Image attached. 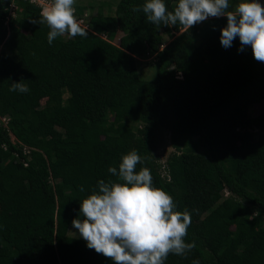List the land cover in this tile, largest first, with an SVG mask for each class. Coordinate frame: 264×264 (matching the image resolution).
<instances>
[{"label":"trees","instance_id":"trees-1","mask_svg":"<svg viewBox=\"0 0 264 264\" xmlns=\"http://www.w3.org/2000/svg\"><path fill=\"white\" fill-rule=\"evenodd\" d=\"M146 2L119 0L114 16L89 18L87 36L65 33L49 45L50 28L33 23L39 7L0 0V117L9 118L8 129L0 127V264H114L69 228L99 181L123 183L108 169L118 173L132 150L144 161L136 171L150 169L152 186L191 215L184 240L196 247L164 264H264V112L249 115L264 100V62L250 46L238 51V37L222 47L226 17H209L201 30L157 27ZM163 2L168 11L178 6ZM11 3L19 9L8 19ZM189 33H198L197 45ZM163 35L171 38L164 47ZM138 49L155 57L150 79L138 73ZM21 81L29 91H9ZM163 126L174 151L159 165ZM252 130L261 132L256 141ZM224 190L229 196L211 209Z\"/></svg>","mask_w":264,"mask_h":264},{"label":"clouds","instance_id":"clouds-1","mask_svg":"<svg viewBox=\"0 0 264 264\" xmlns=\"http://www.w3.org/2000/svg\"><path fill=\"white\" fill-rule=\"evenodd\" d=\"M75 0H49L41 11V19L50 28L48 43L57 36L69 34L87 36L75 16ZM229 0H178L174 11H168L163 0H147L143 12L157 27L179 25L186 29L206 21L209 17L227 18L221 29L220 43L225 49L238 37L243 51L250 46L254 59L264 62V6L258 0H241L234 11H228ZM141 9L133 7L132 11ZM29 91L24 81L12 83L9 91ZM143 159L135 150L122 156L119 172L108 171L121 182L103 180L94 192L80 203V216L72 221L89 249L110 258L114 264H164L170 253L186 256L196 247L185 243L184 237L191 224L187 211L175 210L173 198L164 190L152 186L150 169L136 171ZM83 192V187L80 188ZM259 214V213H256ZM193 264H198L193 261Z\"/></svg>","mask_w":264,"mask_h":264},{"label":"rangeland","instance_id":"rangeland-1","mask_svg":"<svg viewBox=\"0 0 264 264\" xmlns=\"http://www.w3.org/2000/svg\"><path fill=\"white\" fill-rule=\"evenodd\" d=\"M119 0H75V3L73 7L75 8V11H78V9L82 10L83 16L82 20L83 22L80 23L82 26H86L88 23V20L91 16L96 15L97 13H102L104 15H110L114 16L115 14V6L118 3ZM241 2V0H238L237 3ZM259 3H261L262 6H264V0H258ZM229 9L228 11H234L235 7L234 5H231L229 3ZM204 22L198 23L197 25L201 27ZM184 30H181L179 33H174V36L180 35ZM122 36V32L118 30L117 35L115 40L113 41L114 44L118 43V39ZM187 38L190 43L197 45L199 42V36L198 33H189L187 34ZM64 39L68 41L71 44L76 43V41L68 36H64ZM171 41V38L163 35V45L164 47L167 43ZM161 47V48H162ZM134 57L136 58V63H137V70L141 78L143 79H150L154 75V62H155V57L154 55H151L148 53L146 50L143 49H138L134 52ZM179 75V74H178ZM64 98H66V92L65 90L63 91ZM264 112V100L261 101L260 103L251 105L249 107V115L252 117H255L259 115L260 113ZM107 122H111L113 120V115L110 113H104ZM58 131V130H57ZM54 133V132H53ZM253 137V141H256L258 136L261 134L258 130H252L250 131ZM159 143L157 150L155 152V157L157 159V163L159 165H164V162L166 161V158L173 153L174 149L170 145V132H169V127L168 126H163L159 133ZM199 153H205L204 150L198 149ZM160 172L162 176H165L164 170L161 168ZM50 182L55 183V179L51 176H49ZM27 190L28 187H26ZM229 193L224 190L222 193L219 194V196L214 199L213 203L211 204V209H215L220 202L222 201L223 198L228 197ZM2 206L0 205V211L2 210ZM69 235L82 239L78 233V230L73 227V224L71 222L70 228H69ZM83 240V239H82Z\"/></svg>","mask_w":264,"mask_h":264},{"label":"built area","instance_id":"built-area-1","mask_svg":"<svg viewBox=\"0 0 264 264\" xmlns=\"http://www.w3.org/2000/svg\"><path fill=\"white\" fill-rule=\"evenodd\" d=\"M28 3H30V4H33V5H36L37 7H39L40 8V11H42V9H43V7L44 6H46L47 5V3L49 2V0H26ZM18 6L16 5V3H11L10 5H9V17H8V19L9 18H16V16H17V11H18ZM75 16H76V14H75ZM76 19H77V21L79 22V23H82L83 22V20H82V18H78L77 16H76ZM5 24H7V21H6V23ZM81 25V24H80ZM81 27H84V28H87V25L86 26H82L81 25ZM8 123H9V118L8 117H0V127H3V128H5V129H8ZM29 148L28 147H26V146H22V152L24 153V154H26V155H28L29 154ZM17 156V155H16ZM24 166H27V163L26 162H24ZM227 192V191H226Z\"/></svg>","mask_w":264,"mask_h":264}]
</instances>
